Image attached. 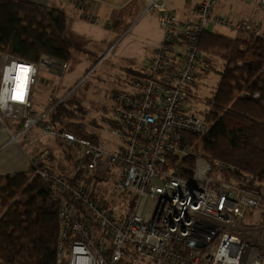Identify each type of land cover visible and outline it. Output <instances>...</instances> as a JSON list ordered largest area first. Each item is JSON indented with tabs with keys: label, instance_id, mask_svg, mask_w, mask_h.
<instances>
[{
	"label": "built area",
	"instance_id": "obj_1",
	"mask_svg": "<svg viewBox=\"0 0 264 264\" xmlns=\"http://www.w3.org/2000/svg\"><path fill=\"white\" fill-rule=\"evenodd\" d=\"M216 1L199 0L194 19L186 20L169 10L167 0H143V14L154 12L162 37L145 70L129 75L124 88L111 94L112 149L42 125L44 113L28 112L37 68L1 57L0 113L10 106L24 110L12 139H30V129L37 127L42 136L75 145L73 158L82 161L81 172L36 170L60 203L55 264H264V227L256 236V228L243 223L249 211L261 210L260 196L220 179L227 167L207 162L200 145L190 141L209 128L188 91L203 68L200 37L225 26L246 41L264 40V0H239L250 5L253 22L214 17ZM13 91L22 99L14 100ZM187 160L193 162L190 172ZM39 163L29 157L30 167ZM77 174L81 178L73 183ZM111 178L113 192L125 197L124 213L103 205L113 204L102 187ZM73 202L86 212L83 221ZM189 239L204 247L187 246Z\"/></svg>",
	"mask_w": 264,
	"mask_h": 264
},
{
	"label": "trees",
	"instance_id": "obj_2",
	"mask_svg": "<svg viewBox=\"0 0 264 264\" xmlns=\"http://www.w3.org/2000/svg\"><path fill=\"white\" fill-rule=\"evenodd\" d=\"M66 27L67 16L62 10L26 0H0V57L6 55L36 68L42 62L48 64L46 60L50 65L70 67L75 55L85 50L69 39ZM198 49L203 56V68L192 77L189 85L191 104L199 101L194 92L198 83L212 73H217L218 81L213 94L201 101V108L195 109L209 124L208 131L201 137L191 136L190 141L195 140L194 145H200L199 152L207 162L217 161L227 167L219 172L220 179L260 196L259 220L248 226H263L264 40L230 39L213 32L200 37ZM214 57L219 58L220 66H216ZM74 87L64 88L57 97L54 93L50 104L42 111L45 116L41 124L100 146L95 128L101 125L95 121L85 123L82 120L80 123L86 110L81 100L71 93ZM99 109L103 115L108 112L105 106ZM103 115L102 122L110 129L113 124L108 115ZM55 141L64 151L65 159L71 162L69 167L55 165L54 151L43 146L44 151L30 154L31 158H39L37 167L0 176V264H55L60 203L52 199L51 185L36 170L44 168L51 175L82 171V161L73 158L78 148L61 139ZM183 164L189 172L192 170V160ZM80 178L77 174L72 182L78 183ZM72 204L78 218L86 219L80 204ZM103 205L113 210V204L104 202Z\"/></svg>",
	"mask_w": 264,
	"mask_h": 264
},
{
	"label": "crops",
	"instance_id": "obj_3",
	"mask_svg": "<svg viewBox=\"0 0 264 264\" xmlns=\"http://www.w3.org/2000/svg\"><path fill=\"white\" fill-rule=\"evenodd\" d=\"M26 1L64 11L67 16V36L73 43L80 45L85 50V53L76 54L74 64L63 68V72L58 77L55 70H51L55 64H49L52 67L48 68L50 70L46 74L56 78L52 81L54 83L57 81V86L61 81L63 89L79 84L88 72L84 74V71L91 67L92 62L89 57L94 54L93 58H95L96 54H99V50L103 49L104 53L100 57L99 63L106 62L107 54V57L110 56L114 61L125 65V67L120 65V70L113 72L114 78L120 83V90H122L129 75L139 74L145 70L152 50L161 41L162 32L157 24L156 15L154 12L143 14V0ZM173 1L167 0L170 11L176 12L182 19H194L199 0H182L179 9ZM124 11L128 12L126 18L122 17ZM256 19L253 17V20ZM84 40H88L89 43L82 44ZM144 59L147 63L142 69ZM59 66H56L58 70H60ZM1 69L0 57V76ZM81 76L82 78H80ZM31 95H33V101L29 105L28 112L30 115L36 116L39 114L34 110L35 93L31 92ZM100 98L105 106L111 107V92L101 94ZM23 111L19 106H10L7 113H0V176L29 171L30 154L35 151H44L43 145L48 146L49 144L47 136L40 135L37 127L30 129V139L20 138L16 141L12 139L21 128Z\"/></svg>",
	"mask_w": 264,
	"mask_h": 264
},
{
	"label": "rangeland",
	"instance_id": "obj_4",
	"mask_svg": "<svg viewBox=\"0 0 264 264\" xmlns=\"http://www.w3.org/2000/svg\"><path fill=\"white\" fill-rule=\"evenodd\" d=\"M182 0H174L173 3L177 4V7L179 9L180 3ZM181 13V12H180ZM128 16V12L124 11L122 12V17L126 18ZM213 16L222 18L223 20H230V21H241V20H248L250 22H253V17L251 16V7L248 4H243L239 0H217L216 4L214 5L213 9ZM216 34L225 37V38H240L243 37V33L236 31L234 29L225 27V26H216L214 29ZM121 37V36H119ZM85 43L87 45L89 42L88 40L82 41V44ZM111 51V50H110ZM109 51V52H110ZM104 50L100 49L99 54H96V57H94V54H92L90 58L91 67H89L87 74L85 75V80L83 82L72 89L71 93L75 98L78 100H81L82 106L85 107L86 113L84 115V118L79 119L80 123H82V120L85 121V123H90L92 121H95L96 124L101 125V128L97 129L95 128V133L99 137V144L101 147L105 149H112L114 146V143L116 142L111 136H110V130L108 129V125L104 124L102 122V113L100 112V107L105 106L104 102L100 98L101 94L105 92H120L121 85L118 81H116L114 78V71L120 70L121 67H125V65H122L123 63L114 61L110 56L107 57V54L105 56L106 62L105 63H99L100 57L103 56ZM219 58L214 57V61L216 66H220V63L218 62ZM48 64L42 63L37 67V76L35 79V83L32 86V92L35 93L34 98V110L38 112V114L42 113L44 107H46L48 104H50L49 97H53L54 93H56V97L61 94L63 89V84L60 83L57 86V81L54 83L52 80L56 79L52 75H47L46 73L50 70L48 68H51L50 61L46 60ZM217 62V63H216ZM143 66L142 69L146 66L147 63L146 59L142 62ZM50 66V67H49ZM55 67H53L51 70H55L57 73V77L63 72L62 66H59L58 70ZM119 67V68H118ZM47 68V70H46ZM217 69H220L217 68ZM85 74V71H84ZM83 74V75H84ZM82 78V76L80 77ZM78 78V79H80ZM218 81V75L217 73H212L208 75L204 80L198 85H196V89L194 88V92L197 94V102H192V108L195 110L197 108H201L202 104L201 101L205 98L210 97L213 92L214 88L216 86V83ZM74 84V83H73ZM69 87V86H67ZM65 87V88H67ZM108 109L107 114H104L103 116H107L110 112V108L108 106H105ZM109 118V116L107 117ZM49 139L48 146L50 147V150L54 151L55 155V165L58 167H69L71 165V162L65 159L64 157V151L61 150L58 145L56 144V141L54 137L47 136ZM45 146V145H43ZM76 157V153H74ZM103 188H106V195L109 200L114 205V208H116L115 211L119 213H124L122 211L126 208L125 203V197L121 195H117L113 192L114 189V179H109L102 184ZM126 210V209H125ZM257 219L259 220V217L257 216V211H253L250 214L246 215L244 220V225L248 226L250 222H256ZM263 226H259L256 228L255 235L258 236V230Z\"/></svg>",
	"mask_w": 264,
	"mask_h": 264
},
{
	"label": "water",
	"instance_id": "obj_5",
	"mask_svg": "<svg viewBox=\"0 0 264 264\" xmlns=\"http://www.w3.org/2000/svg\"><path fill=\"white\" fill-rule=\"evenodd\" d=\"M42 63H44V62H42ZM187 246L192 247V248H196V249H200V248L204 247L202 244H199V243H197V242H195L193 240H190V239L187 241Z\"/></svg>",
	"mask_w": 264,
	"mask_h": 264
},
{
	"label": "bare ground",
	"instance_id": "obj_6",
	"mask_svg": "<svg viewBox=\"0 0 264 264\" xmlns=\"http://www.w3.org/2000/svg\"><path fill=\"white\" fill-rule=\"evenodd\" d=\"M12 98L14 100H21L22 99V96L21 95H18L15 91L12 92Z\"/></svg>",
	"mask_w": 264,
	"mask_h": 264
}]
</instances>
